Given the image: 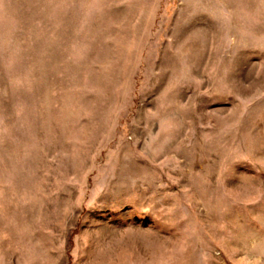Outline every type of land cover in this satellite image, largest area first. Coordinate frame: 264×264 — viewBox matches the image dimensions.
<instances>
[{"label": "rangeland", "instance_id": "1", "mask_svg": "<svg viewBox=\"0 0 264 264\" xmlns=\"http://www.w3.org/2000/svg\"><path fill=\"white\" fill-rule=\"evenodd\" d=\"M0 264H264V0H0Z\"/></svg>", "mask_w": 264, "mask_h": 264}]
</instances>
